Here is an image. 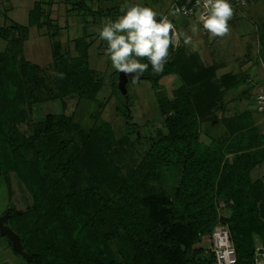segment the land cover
<instances>
[{
    "label": "trees",
    "instance_id": "1",
    "mask_svg": "<svg viewBox=\"0 0 264 264\" xmlns=\"http://www.w3.org/2000/svg\"><path fill=\"white\" fill-rule=\"evenodd\" d=\"M65 3L79 14L99 18V23L113 13L101 11L95 17L85 0ZM46 5L35 3L28 26L11 23L0 28V38L7 42L5 51L0 52V181H6L12 193L9 179L14 175L27 185L33 199L26 209L12 207L7 223L32 259L28 262L14 253L23 264H212L211 250L196 246L206 238L210 240L215 227L221 225L229 229L239 264H254L258 237L264 244V184L254 180L252 172L264 164V134L252 123L251 113L245 111L224 119L229 121L227 139L205 144L199 138L195 111L204 108L203 104L216 106L223 88L238 87L243 78L228 84L236 76L227 74L218 79L216 67L195 64L197 57L189 64L182 45L173 51L170 47V59L162 73L154 74L149 64L140 81H151L154 90L172 75L178 76L181 84L175 99L166 101L168 109L165 104L161 107L162 113H171L166 119L167 133L123 179L108 152L115 144L110 125L86 137L82 155L68 154L72 143L62 139L69 125L64 117L48 115L32 127L31 136L19 128L31 115L23 104L24 84L36 83L43 72L24 56L29 27L46 29L56 64L68 56L84 62L86 70L79 65L77 74L60 72L64 74V95L85 91L91 97L100 86L87 67L94 39L75 40L78 56H72L55 40L60 27ZM100 41L99 48L106 43ZM141 62L148 63L147 58ZM6 77L15 79L19 91L4 85ZM40 83L43 86L44 82ZM248 85L251 89L252 84ZM34 103L26 105L31 108ZM220 109L226 111L224 105ZM122 112L131 119L128 106ZM227 154L233 156L231 161ZM163 169L180 172L174 203L164 196H151L154 190L150 183L158 180ZM219 201L229 205V217L219 214ZM116 241L120 246L117 252L112 246Z\"/></svg>",
    "mask_w": 264,
    "mask_h": 264
},
{
    "label": "rangeland",
    "instance_id": "2",
    "mask_svg": "<svg viewBox=\"0 0 264 264\" xmlns=\"http://www.w3.org/2000/svg\"><path fill=\"white\" fill-rule=\"evenodd\" d=\"M37 1L47 4L46 9L50 10L53 22L57 23L58 28L60 27L57 29L59 35L55 40L62 44L65 51L71 52L72 56H78L71 42L83 36L85 31L83 23L95 22L93 32L95 35H99L97 29L108 19L114 20L121 15L122 13L118 12L117 8L125 3V0H85L88 2V7L93 10L95 17L98 12L113 10L108 19L107 17L101 18L99 23V18L93 20L86 13L79 14L77 10L71 9L72 6L66 4L65 0H2L0 2V28L11 23L28 26L29 14ZM129 2L151 7L158 13V20L160 15H168L171 12L174 0H129ZM243 10V13H248L246 17L249 18L245 17L244 19L242 16L240 23L239 21L229 23L228 35L224 37L200 35L192 44L187 46L186 52L189 57V59L186 57L187 62L190 64L191 58L197 57L195 64L219 65L220 74L229 71H232L231 74L234 76L238 74L236 80L229 81L228 84L236 83L240 78H245V75L246 78L249 77L245 70H248L247 73L249 74L257 68L259 71L263 68V71L264 0H254L249 7H244ZM86 17L88 20L85 21ZM170 18L179 31V20L181 21L185 17L170 16ZM191 22L199 26L194 20ZM68 25L72 27L71 30H67ZM28 30L29 38L24 43V56L28 62L43 68V72L37 76L36 83L27 81L24 84L23 104L26 107L25 111L31 115L28 123L20 125V130L31 136L34 132L32 127L44 122L48 115H53L56 118L64 117L69 125L62 134V139L72 143L68 149V154L75 152V154L82 155L86 137L93 130L104 125H110L115 137V144L108 152L114 159L121 178H127L139 167L151 146L167 133L166 119L171 113H162L161 107L165 104L168 109L166 101L171 102L175 99V90L181 84L178 76L172 75L162 79L160 88L155 90L152 82L146 79L133 83L131 77L133 74L128 76L123 75V73L116 74L110 59L105 55L107 44L102 41L104 45L99 49L98 46L101 41L94 36V41L98 40L89 51L87 67L92 75L88 73L89 76L100 86L93 90L91 97H88L85 91L80 94L64 95L62 78L53 75V73L59 74L61 71L69 70L77 74L79 65H83L86 70L84 62L68 56L67 60L56 64L53 59L51 40L46 34V29L39 30L36 27H29ZM69 38L71 42H69ZM6 46L7 42L0 38V52L5 51ZM171 48L172 51L176 49L174 46ZM74 76L76 75L74 74ZM251 76L257 78L258 75ZM125 79L126 82L122 85V81ZM5 81L4 85L11 86L14 91H19L16 89L15 79L6 77ZM222 81L224 82V79ZM40 82H44L42 83L43 86H40ZM222 92V97L216 106L203 104L205 105L204 108L195 109L200 127V141L210 144L214 140L223 141L227 139L229 137V121H224V119H229L245 111L251 113L252 123L260 133L264 134V113L257 112L255 103H252V97L257 93L256 87L252 86L250 89L245 81L238 87L230 86L227 88L225 86ZM26 103L34 104L30 108ZM223 105L225 112L220 109ZM126 106L130 108L132 115L129 120L124 117L122 112ZM232 159L233 156L227 154V160L231 161ZM179 178L180 172L178 170L163 169L158 180L150 183L154 190L151 196H164L168 198L169 203H174L173 195ZM252 178L262 180L264 184V164L252 172ZM9 183L12 193H9L6 181H0V214L12 207L22 210L32 204V195L26 184L14 175L10 176ZM218 204L219 214L229 217L231 215L229 205L224 201H219ZM229 204H233V200ZM3 239L6 240V238ZM259 239L258 237L256 249L262 248L264 250V244ZM210 240L206 238L196 248L210 249ZM1 244H5V242L2 241ZM112 246L116 252L119 251L120 246L117 241L113 242ZM3 251L4 253H0V261L6 258L5 261H1L4 264L9 262L10 264L24 263L10 247Z\"/></svg>",
    "mask_w": 264,
    "mask_h": 264
},
{
    "label": "clouds",
    "instance_id": "3",
    "mask_svg": "<svg viewBox=\"0 0 264 264\" xmlns=\"http://www.w3.org/2000/svg\"><path fill=\"white\" fill-rule=\"evenodd\" d=\"M200 3L201 0H197V4ZM202 7L204 11L199 20L203 28L214 37L228 35V22L233 16L229 0H202ZM119 11L121 15L103 22L97 32L100 40L107 44L105 55L113 68L125 76L134 74L131 75L133 83L140 81L149 64L154 74L162 73L170 59V47L178 45L181 38L185 45L192 43V37L186 32L176 31L169 19V16L178 17L181 12L187 15L186 9L174 8L157 20L158 13L151 7L125 0ZM192 31L196 32L197 29L193 28ZM143 58H147L148 63H142ZM53 75L64 76L63 73Z\"/></svg>",
    "mask_w": 264,
    "mask_h": 264
},
{
    "label": "built area",
    "instance_id": "4",
    "mask_svg": "<svg viewBox=\"0 0 264 264\" xmlns=\"http://www.w3.org/2000/svg\"><path fill=\"white\" fill-rule=\"evenodd\" d=\"M1 1L2 0H0V2ZM253 1L254 0H243L242 2V0H229V3L233 7V16L229 20L228 24L240 19L243 16V8ZM177 7L186 9L188 13L187 15H185L183 12H181L179 16L194 20L199 24L205 35H211L209 32H207V30L203 28V24L199 20V16L204 11L202 7V0L199 5L197 4V0H174L171 11H173L174 8ZM169 19L171 20L170 16ZM175 30L178 31L176 26ZM180 46L181 40L178 45H174L175 48H178ZM250 83L257 89V93L254 95L255 109L259 113H264V81L259 85L254 84L253 81ZM210 242V250L214 256V261L212 264H239L237 250L232 242L228 227L221 225L215 227ZM254 264H264V250L262 248L256 249Z\"/></svg>",
    "mask_w": 264,
    "mask_h": 264
},
{
    "label": "crops",
    "instance_id": "5",
    "mask_svg": "<svg viewBox=\"0 0 264 264\" xmlns=\"http://www.w3.org/2000/svg\"><path fill=\"white\" fill-rule=\"evenodd\" d=\"M251 4V3H250ZM250 4H248L245 8H247V7H249L250 6ZM244 10H242V12H243ZM254 11V10H253ZM250 12V11H249ZM248 13L247 12H244L243 13V18L245 19V17H246V15H247ZM248 16V15H247ZM242 18V19H243ZM246 18H249V17H246ZM192 20H190V19H188V18H185V19H183V20H179V25H180V30L179 31H183V32H186L187 33V35H189V36H191L192 37V43L194 42V40H196L197 38H198V36H200V35H205L204 34V32L202 31V29H201V27H199L197 24H195L194 22H191ZM237 21H239V23H240V19H238ZM84 24V28H85V31H84V34H83V36H81V37H79V38H76L75 40H77V39H80V38H83V37H85V39H86V41H88V42H91V40L92 39H94V30H93V28H95L94 27V25H95V22H91V23H88V24H86V23H83ZM91 27V28H90ZM193 28H196L197 29V31L196 32H193L192 31V29ZM68 29H72V27L71 26H69L68 25V28H67V30ZM89 30V31H88ZM205 36H208V35H205ZM74 38V37H73ZM75 40H72V42H71V39L69 38V42H71V43H73V45H75ZM96 41L97 40H95L92 44H91V47H92V45H94L95 43H96ZM181 43H182V46L185 48V51H186V49H187V46H189V45H185L184 44V42H183V38H181ZM191 43V44H192ZM91 47L89 48V51H90V49H91ZM98 48H99V46H98ZM100 49V48H99ZM188 50V49H187ZM74 51H75V49H74ZM76 53V52H75ZM187 53V52H186ZM88 54H89V52H88ZM209 66V65H208ZM215 67H216V70H217V78L218 79H221V78H223L225 75H227V74H231V73H233L232 71H229V72H225V73H223V74H220L219 73V69H220V67H219V65L218 66H216V65H214ZM258 69V68H257ZM255 70V71H253V73H251V74H249V73H247L248 72V70H245V72H246V74H248V76L249 77H247L246 78V75H245V78H243V80H244V82L246 81V83H249L250 84V82H252L253 81V83L254 84H261L263 81H264V70L262 71V69L263 68H261L260 70L261 71H259V70ZM241 71V70H240ZM236 73V72H235ZM236 76H238V74H235ZM251 75H258L257 76V78L255 77H252ZM253 79V80H252ZM243 82V83H244ZM1 236V235H0ZM3 238H5V237H0V253H4V251L3 250H5V248H8L9 249V245H8V242H7V240H4ZM7 239V238H6ZM2 241H4L5 242V244H1L2 243ZM6 245V246H5ZM3 246V247H2ZM5 246V247H4ZM3 251V252H2ZM8 252V251H7ZM13 252H14V250H13ZM4 259H6V258H3L1 261H5ZM0 261V264H4V262H1ZM7 262V261H6ZM6 264V263H5ZM7 264H10V262L9 263H7Z\"/></svg>",
    "mask_w": 264,
    "mask_h": 264
},
{
    "label": "water",
    "instance_id": "6",
    "mask_svg": "<svg viewBox=\"0 0 264 264\" xmlns=\"http://www.w3.org/2000/svg\"><path fill=\"white\" fill-rule=\"evenodd\" d=\"M124 78H125V76H124ZM125 82H126V79H125V81H122V85H124ZM11 210L12 209H8L4 215L0 216V235L2 237L7 238L12 243V247H13L14 252H16L18 255H20L25 260L30 262L32 258L28 253H26L24 251L20 236L18 234H16L7 225L8 219H9V214H10Z\"/></svg>",
    "mask_w": 264,
    "mask_h": 264
},
{
    "label": "flooded vegetation",
    "instance_id": "7",
    "mask_svg": "<svg viewBox=\"0 0 264 264\" xmlns=\"http://www.w3.org/2000/svg\"><path fill=\"white\" fill-rule=\"evenodd\" d=\"M13 248V247H12ZM23 258V257H22Z\"/></svg>",
    "mask_w": 264,
    "mask_h": 264
}]
</instances>
